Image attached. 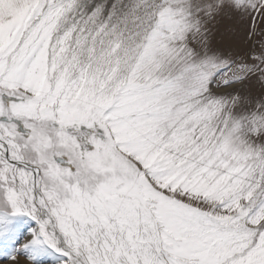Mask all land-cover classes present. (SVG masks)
Returning a JSON list of instances; mask_svg holds the SVG:
<instances>
[{
    "label": "snow or ice",
    "instance_id": "6c2138e0",
    "mask_svg": "<svg viewBox=\"0 0 264 264\" xmlns=\"http://www.w3.org/2000/svg\"><path fill=\"white\" fill-rule=\"evenodd\" d=\"M0 250L264 264V0H0Z\"/></svg>",
    "mask_w": 264,
    "mask_h": 264
},
{
    "label": "rangeland",
    "instance_id": "374dc122",
    "mask_svg": "<svg viewBox=\"0 0 264 264\" xmlns=\"http://www.w3.org/2000/svg\"><path fill=\"white\" fill-rule=\"evenodd\" d=\"M227 26H231L236 29L235 35L228 37L224 36L222 37L221 34H217L215 38V42L218 46H221L224 44L226 40H234L235 43L233 45L234 51L240 54H243L245 51H247L250 47V43H245L243 38V30L241 25L236 24L235 21H224L221 26V33L224 32V28ZM259 39V37H257ZM250 91L252 95H259L261 89L258 84H253L250 87ZM0 264H7V261L5 260V254L2 250H0Z\"/></svg>",
    "mask_w": 264,
    "mask_h": 264
}]
</instances>
